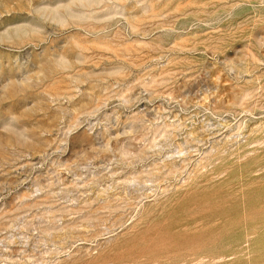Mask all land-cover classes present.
Returning <instances> with one entry per match:
<instances>
[{"label":"rangeland","instance_id":"1","mask_svg":"<svg viewBox=\"0 0 264 264\" xmlns=\"http://www.w3.org/2000/svg\"><path fill=\"white\" fill-rule=\"evenodd\" d=\"M0 264H264V0H0Z\"/></svg>","mask_w":264,"mask_h":264}]
</instances>
